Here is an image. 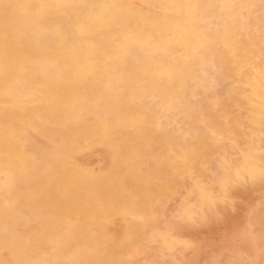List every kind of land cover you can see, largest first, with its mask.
Wrapping results in <instances>:
<instances>
[{"label":"bare ground","instance_id":"bare-ground-1","mask_svg":"<svg viewBox=\"0 0 264 264\" xmlns=\"http://www.w3.org/2000/svg\"><path fill=\"white\" fill-rule=\"evenodd\" d=\"M259 1L0 0V264H96L113 249L147 264L156 248L149 262L162 264L186 243L170 223L158 225L176 181L190 182L173 215L191 218L194 198L209 209L229 183L259 178L264 61L249 25ZM234 11L240 25L212 43L211 22ZM216 47L221 69L249 89L251 144L223 159L233 177L201 182L200 127L218 133L203 103L223 104L200 54L213 58ZM97 150L99 162L78 160Z\"/></svg>","mask_w":264,"mask_h":264},{"label":"rangeland","instance_id":"rangeland-1","mask_svg":"<svg viewBox=\"0 0 264 264\" xmlns=\"http://www.w3.org/2000/svg\"><path fill=\"white\" fill-rule=\"evenodd\" d=\"M252 15H253V18L251 19V23H249V25L252 28L256 29L255 30L256 32L253 35L254 37H252V39H256L254 42L257 41L256 43H258V45H259L258 48H259L260 52L262 53V59L264 61V44H263V40H264V0L259 1L253 7ZM240 16L238 18L237 12L234 11L229 16H221V17H218L216 20H213L211 22L212 43L217 44L216 37H217L218 33L229 32V34H232V32H234L233 28H232L233 24L239 26L241 23ZM246 48L247 47L241 48V49L237 50L236 52L241 53ZM212 52L213 53L215 52L213 58H211V56L209 54L206 55L205 53H201L200 58H201L202 63L206 65L208 72L210 74H215L216 77L218 78L217 84L214 87L215 88L214 91H215V93H217V96H218V98H220L223 105H221L220 108L218 107L216 109H211L210 104L208 102L203 103L204 109L209 112L210 122H212L213 126H215L218 129V133L213 135L208 130V128H206V126L200 127V131H201V133H200L201 138L200 139L201 140H200V143L198 144V147H201L199 149H202L207 154L205 164L208 166V170L203 169L202 171H199V170L195 171L197 174H194V176L197 178V180H199L201 182H208V181L209 182H213V181L220 182L226 176H227V178L233 177L231 168L224 169V165L222 162L223 159H225V158L227 159V157H228V160H235V156H236L237 151H238V145L246 146V145L251 144L250 133H247V132H249V127H247L248 122L246 119V117H247L246 115L248 114V110L251 107L250 102H249V91H247L249 89L246 85H243L242 83L239 82L236 73L232 72L227 66H225L224 68L221 69V66H220L221 64L219 63V60L222 58L220 47L214 48ZM238 53H237V55H238ZM233 76L235 78H233ZM239 94H241V95H239ZM244 110H246V111H244ZM260 110H261L260 118H261L262 122L259 126L260 134L258 136V145L261 147V149L264 152V108L262 107ZM225 120H226V122H225ZM229 126H230V128H229ZM230 134L232 136H235V137L238 136L236 138L237 144L232 143V141L229 139V137L231 136ZM197 140H199V139H197ZM44 143H47V146L48 145L50 146L52 144L50 139H48L47 141L44 140ZM134 143L138 148L146 149V145L141 140H135ZM148 149H151L153 152H155L157 158L159 157L157 154V152L159 150L158 146L150 145ZM217 150L219 151V153ZM211 151H216L218 153L216 158L211 157V155H210ZM233 153H234V155H232ZM104 154H105L104 151L97 150L91 156H83V155L79 156L78 160L79 161L91 160V162L95 161L94 163H97L100 161L98 159H102L103 156H105ZM99 156L102 158H99ZM262 165H263V170H264V158H263V164ZM210 166L212 168H210ZM168 170H170V167L168 168ZM263 170L258 175L259 178L256 180H250V177L248 175H246L240 182L234 181L233 183H229L225 190H222L216 194V203H215V205H213L209 209H205V210L201 209L200 208V199L198 197L194 198L191 202V212H192L191 218L187 214H185L179 218H177L176 216L173 215L175 210L181 204L183 195L187 191V187H188L187 185H189L188 182H190L188 180H182V179L176 181L175 184L178 185V191H176L177 188H174V190L176 191V194L171 199V201L167 204L168 205L167 206L168 212L170 213V216H166L165 217L166 219L165 218L160 219L158 221V225L164 226V225H167L168 223H170L173 227L174 235H176V236L181 235L180 237L184 239V241L186 242L185 244L187 246L185 244L182 245V247H180L182 249H178V252L174 253L175 255H173V254L172 255H166L165 258H162L163 259L162 261L164 262L162 264H167L168 262H170L168 264H172V263L173 264H178V263L179 264H188V263L189 264H227L228 263L229 264L230 262H231L230 264H253V263L260 264V262H261V264H264V228H263L264 227V215L262 214L264 212V200H263L264 199V171ZM204 172H205V174H204ZM180 191H182V192L180 193ZM180 195H182V196H180ZM217 196H219V197H217ZM174 198H176V199H174ZM218 198H222V199H218ZM176 204H178V206ZM171 205H172V207H170ZM174 206H175V208H174ZM172 208H174V209H172ZM170 209H172L173 211ZM261 215H263V216H261ZM239 218H241V219L239 220ZM235 219H237V220H235ZM229 220H230V222H229ZM233 222H234V224H233ZM248 224H250L251 227H253V229H254V231L252 232V236H247L243 232ZM37 227L38 226H36L35 228H37ZM129 229H131V226L126 225V231H128ZM227 229H230L231 232H229L230 230L228 231ZM178 230H179V232H178ZM225 230H227V231H225ZM181 231H183V232H181ZM211 234H214V235H211ZM210 237H212L213 239ZM229 237H230V239H228ZM126 238L127 237H124L122 241H124ZM214 239H216V241ZM219 239H220V241H219ZM199 240H201V241H199ZM218 241L221 244H218ZM98 242H99V239L97 238V239H95V241H93V244L97 245ZM199 242H201V243H199ZM252 242H253V244H251ZM214 243H216V244H214ZM244 245H246V246H244ZM245 247H246V249H244ZM233 248H235V249H233ZM155 250H154L155 252L153 251L152 255L150 256L152 262L157 260L158 257H160V250L157 251V248ZM243 250H244V252H243ZM215 251H217V252H215ZM190 252H192V253L190 254ZM177 253H180V255ZM183 253H185V254H183ZM225 254L228 256H226ZM185 255H186V257H185ZM240 255L243 257H241ZM262 255H263V257H262ZM152 256H155V257L153 258ZM171 257H172V259H171ZM150 258L149 259L147 258L148 260H145V262L147 261L146 262L147 264L152 263L151 261L149 262ZM104 259H106V260H104ZM218 259H220V260H218ZM240 259L242 260V263H241ZM97 260H98V262L96 264H105V263L106 264H117V263L118 264H132V263L127 262L126 255L118 249H116V250L113 249V250L107 251L105 254H103ZM190 260H191V262H190ZM244 261H247V262H244ZM140 262H142L141 264H145L143 258L141 260H139L138 262L134 261L133 264H140Z\"/></svg>","mask_w":264,"mask_h":264}]
</instances>
